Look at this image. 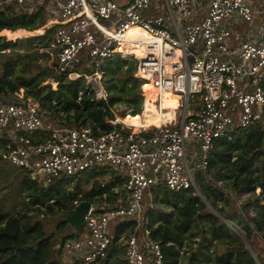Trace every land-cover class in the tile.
<instances>
[{
	"label": "built area",
	"instance_id": "2783aa9c",
	"mask_svg": "<svg viewBox=\"0 0 264 264\" xmlns=\"http://www.w3.org/2000/svg\"><path fill=\"white\" fill-rule=\"evenodd\" d=\"M38 1L49 3L58 22L47 48L56 75L95 77L114 55L133 57L136 76L156 90L154 107L171 118L136 129L116 118L111 131L96 134L90 126L63 125L32 98L0 101L3 157L32 178L41 176L43 185L93 168L120 170L122 194L101 210L91 204L78 237L64 244L67 262L99 264L108 256L111 229L132 221L116 242L125 263L163 264L146 213L154 189H190L204 201L196 174L207 172L214 141L264 120V14L248 0H0V8ZM231 16L249 26L259 19L242 34ZM134 27L148 37H130ZM130 45L145 53L127 55ZM82 66L91 73L79 72ZM166 95L178 97L176 108L163 107ZM145 105L146 96L142 113ZM188 150L197 153L192 164Z\"/></svg>",
	"mask_w": 264,
	"mask_h": 264
},
{
	"label": "trees",
	"instance_id": "16d2710c",
	"mask_svg": "<svg viewBox=\"0 0 264 264\" xmlns=\"http://www.w3.org/2000/svg\"><path fill=\"white\" fill-rule=\"evenodd\" d=\"M55 16L47 1L5 4L0 8V33L4 31L14 39L30 36L15 43L0 36V97L23 89L24 98L35 100L41 109L53 114L63 125L90 126L96 134L113 129L110 120L116 117V105L125 106L119 112L121 118L129 115L131 118L126 119L140 122L143 89L147 83L136 76L137 61L133 57L114 55L99 69L106 78L105 98L96 96L93 86L86 84L84 75L70 80L55 74L54 62L44 67L35 63L39 57L49 59L47 48L56 27L41 33L45 23L55 22L51 19ZM10 50L13 51L11 55L7 53ZM125 51L127 55L136 54ZM48 79L58 82L56 88L50 83L44 84ZM260 85L264 88V78ZM155 124L162 125L158 121ZM4 143L5 139L0 138V144ZM93 170L94 175L110 172L113 183L102 186L96 180L90 190L82 191L77 187V191L71 193L63 189L69 178L43 185L21 169L19 184L27 194L28 204L39 211L45 207L49 215L57 211L63 214L48 233L41 220H33L12 209L5 210L0 201V264H64L61 251L65 242L79 235L68 224L66 215L81 201H88L96 210H101L99 203L111 206L122 194L124 179L120 170L110 167ZM196 180L204 201L192 195L190 189L169 191L157 187L153 191L154 205L146 213L151 236L161 245L163 264H264V257L253 243V238L264 233V128L260 124L236 127L230 138L216 139L207 172L197 173ZM256 190H259L256 197L236 203L235 196ZM246 206L255 210L253 216H245ZM31 207L26 205V208ZM127 228H132V221L111 229L113 240L109 253L100 264H108L109 256L117 251L112 246L120 232Z\"/></svg>",
	"mask_w": 264,
	"mask_h": 264
},
{
	"label": "rangeland",
	"instance_id": "374dc122",
	"mask_svg": "<svg viewBox=\"0 0 264 264\" xmlns=\"http://www.w3.org/2000/svg\"><path fill=\"white\" fill-rule=\"evenodd\" d=\"M118 1L121 2V0H118ZM248 2L254 8L256 13L261 12L264 14V7L257 0H248ZM203 9L204 8H200L199 11L202 12ZM161 14L165 16L164 11L161 12ZM230 18H231V21L233 23V26L236 27V29L241 33L242 32L245 33L247 30H253L255 28L254 24L259 19L256 16L255 17L256 21L253 24H251V26H249V25H246L241 20H239V18L235 19L234 16H231ZM54 20H55L54 23H51L48 25H45L46 24L45 23L42 26V27H44V31L41 34H44L48 29H51L54 25H57V20L56 19H54ZM178 21H180V19H178ZM138 32H139V34L137 35V37H140V38L144 37V36L148 37L147 35H144V31H141V30H133L129 33V35H133V34L138 33ZM36 35H38V34H36ZM0 36L4 37L7 41H12V43H15L18 39H25L26 37H30V36H25V37H20V38L14 39V38L8 37V35L6 33H4V31H2L0 33ZM31 36H33V35H31ZM133 48H134L133 46H127L126 49L135 53ZM22 49H24V48H21V51H23ZM7 53L9 55H11L13 53V51L10 50V51H7ZM51 55L52 54H50L49 59L47 57H39L35 63L41 67H44L46 65L50 66L53 62V57ZM77 70L79 72H84L85 74H87L91 71L89 68H84L83 66L78 67ZM1 71L2 70H1V64H0V73H1ZM85 79H86V84L93 86V88L96 92V96L98 98L102 97V94L104 96H106V93L104 90V84L106 82V78L103 76L102 73H100L99 76H95V77H90V76L85 77ZM46 83H50L53 88H56V86H57V84L55 82H53L52 79H48L44 84H46ZM149 85H151V84L147 83V87H144V89L142 88L143 94H144V96H148L149 98L151 97L150 100L152 102H154L155 97H154L153 93H147L148 92L147 88ZM22 98L25 99L24 98V90L20 89L19 92L16 94L9 95L6 97L1 96L0 101L12 102L16 99H22ZM176 102H177V100H176ZM124 109H125V106L123 104L116 105L114 107V112L116 114L115 119L116 118L122 119L119 115V112H121ZM124 118L129 119L131 117L129 115H127ZM139 118H141V114L139 115ZM156 121H158L161 124L164 123V122L156 119L151 123L144 124L143 127H149V126L159 127L157 124H155ZM260 125L264 128V120L262 121V123H260ZM195 154H197V153H195V150H188L187 151V157H188L191 164L194 161L195 157L197 156ZM93 169L83 171L77 175L71 176L69 178V180L63 184V189H65L67 192L75 193L78 188H80L82 191L90 190L94 186L93 182L96 180L102 186L109 184V183L111 185L113 183L114 178H112V175L110 174V172L104 171V172H102V174L94 175ZM107 170H110V169L107 168ZM20 171H21L20 168H14V167L10 166L9 163L7 162V160L3 157V145L0 144V201L3 203L4 209L5 210H11L12 209L13 212H16V213L20 212L23 214H27L28 216H31V218L33 220H41L43 225L46 228V231L49 233L50 231H52L54 229L57 221L60 219L63 212L57 211L54 213V215H49L48 213L45 212L46 208L43 206L40 208V211L34 210L27 202V197H26L27 194L20 189V184H19L20 179H21V174L19 175V173H21ZM201 174H205V173L203 172ZM40 177L41 176H38V179H35V180L39 182ZM258 193H259V190H256V191H253L251 193L235 196L234 198H235L236 203L240 204L245 199H248V198L250 199V198L256 197L258 195ZM78 198H80V197H78ZM94 199H97V196H94ZM26 205L31 207V208H26ZM106 205L107 204L105 202L99 203L100 208L106 207ZM244 213H245V216L251 217L255 214V210L252 209L251 207L246 206L244 208ZM253 243H254V245H256V250L257 251L259 250L260 253L262 254V256L264 257V233H261L257 237L253 238ZM117 244L118 243H114V245L112 246L113 248H117V251L114 254H112L111 256H109L108 264H126L123 261V248L121 247L120 244L119 245H117ZM61 254L63 256L62 261L64 262V264H69L67 262V258L69 257L68 251H66L63 248L61 251Z\"/></svg>",
	"mask_w": 264,
	"mask_h": 264
},
{
	"label": "bare ground",
	"instance_id": "6f19581e",
	"mask_svg": "<svg viewBox=\"0 0 264 264\" xmlns=\"http://www.w3.org/2000/svg\"><path fill=\"white\" fill-rule=\"evenodd\" d=\"M133 30H141V29L134 27V28L130 29L128 34ZM138 34H139V32L135 33L133 35H130V37H135ZM144 35H147V33L144 32ZM141 38L143 39V38H147V37L144 36ZM131 46H133V45H131ZM133 47H134L133 49H134L135 53L138 54L139 56H142L145 53V48L142 45H137V46H133ZM147 91H148L147 93H153L154 97H156V90L152 85L148 86ZM150 98L148 96H146V105H145L146 110L143 113H141V118L139 120L140 122L131 121V120H128L124 117L122 119H119V121H121V122H123L129 126L135 127V129L136 128H142L144 126V124L151 123L156 119L165 123L167 119L171 118L170 111L165 112V113L158 112L156 110V108L154 107L153 102L150 100ZM165 98L166 99L163 100V104H162L163 107H165V108H170V107L176 108V106H177L176 100H178L177 96L166 95ZM175 102H176V105H175Z\"/></svg>",
	"mask_w": 264,
	"mask_h": 264
},
{
	"label": "water",
	"instance_id": "95a60500",
	"mask_svg": "<svg viewBox=\"0 0 264 264\" xmlns=\"http://www.w3.org/2000/svg\"><path fill=\"white\" fill-rule=\"evenodd\" d=\"M90 206V202L81 201L73 208V210L69 214L66 215V220L74 231L80 232L82 230L84 216L87 214ZM246 246L250 249L248 244H246Z\"/></svg>",
	"mask_w": 264,
	"mask_h": 264
},
{
	"label": "crops",
	"instance_id": "0c3cea01",
	"mask_svg": "<svg viewBox=\"0 0 264 264\" xmlns=\"http://www.w3.org/2000/svg\"><path fill=\"white\" fill-rule=\"evenodd\" d=\"M56 17V16H55ZM51 19H57V18H51ZM49 20V19H48ZM40 35V34H39ZM131 46V45H130ZM166 97V96H165ZM175 105H176V102H175Z\"/></svg>",
	"mask_w": 264,
	"mask_h": 264
}]
</instances>
